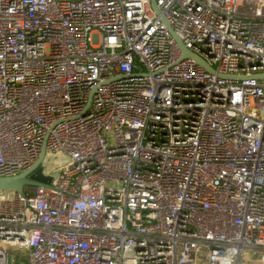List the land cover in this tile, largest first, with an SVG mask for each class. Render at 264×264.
<instances>
[{
  "label": "built area",
  "instance_id": "obj_1",
  "mask_svg": "<svg viewBox=\"0 0 264 264\" xmlns=\"http://www.w3.org/2000/svg\"><path fill=\"white\" fill-rule=\"evenodd\" d=\"M155 1L0 0V264H264V0Z\"/></svg>",
  "mask_w": 264,
  "mask_h": 264
},
{
  "label": "water",
  "instance_id": "obj_2",
  "mask_svg": "<svg viewBox=\"0 0 264 264\" xmlns=\"http://www.w3.org/2000/svg\"><path fill=\"white\" fill-rule=\"evenodd\" d=\"M152 3L153 8L159 12L158 7L156 5L155 0H150ZM162 21L165 22L166 26L168 27L169 31L171 32L172 36L176 39V42L181 50V53L183 54V57L191 58L196 64H198L200 67L202 66L205 68L208 72H214L213 68L209 66L205 60L200 58L197 54H194L191 52L184 44L181 42L180 38L176 36L170 26L168 25L166 19L162 18ZM222 77L231 78V79H237L236 76L231 75H221ZM261 77H264V74L258 75ZM241 78V77H238ZM44 155V149L42 148L40 155L36 162L31 166V168L22 171L21 173L15 174V175H4L0 176V190L5 189H12L19 193L23 191L24 186H31V187H38L41 185H46L50 181V176L45 175L43 173V167L40 165V161L43 158Z\"/></svg>",
  "mask_w": 264,
  "mask_h": 264
},
{
  "label": "rangeland",
  "instance_id": "obj_3",
  "mask_svg": "<svg viewBox=\"0 0 264 264\" xmlns=\"http://www.w3.org/2000/svg\"><path fill=\"white\" fill-rule=\"evenodd\" d=\"M49 161L51 162L52 159L50 158ZM40 165H41V167H43V170H47V169H48V165H49V163L46 162V156H44V158L41 159V161H40ZM51 174H52L53 177H57L59 173H58L57 171H54V170H53V171L51 172Z\"/></svg>",
  "mask_w": 264,
  "mask_h": 264
}]
</instances>
